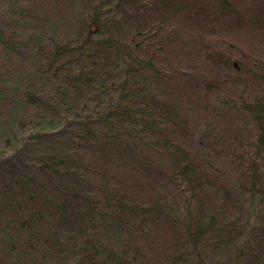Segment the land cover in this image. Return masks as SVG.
<instances>
[{"label": "trees", "instance_id": "trees-1", "mask_svg": "<svg viewBox=\"0 0 264 264\" xmlns=\"http://www.w3.org/2000/svg\"><path fill=\"white\" fill-rule=\"evenodd\" d=\"M217 4L0 0V264H264V63L221 108L202 54L256 17Z\"/></svg>", "mask_w": 264, "mask_h": 264}, {"label": "rangeland", "instance_id": "rangeland-1", "mask_svg": "<svg viewBox=\"0 0 264 264\" xmlns=\"http://www.w3.org/2000/svg\"><path fill=\"white\" fill-rule=\"evenodd\" d=\"M226 1L227 2L225 3V7L220 6L219 0H217L218 4L215 5L218 12L215 17L217 18L218 25L219 21L221 20L224 23H227L231 15L237 18L242 17L246 14L247 17L250 14H253V16L256 17V22L252 24L247 23V25L243 26L242 28H235V30L232 32H226V30L224 29L223 31H216L213 34L205 35L208 40L205 41L207 42L208 47L205 48V50L202 52V54L205 55L204 57L206 58V62L204 61L205 64L209 65L207 61V54L211 53L213 59L216 60L218 66L217 68H221L220 71H222V73L228 74L226 72L227 70H224L223 67H220L219 63H222L226 59V54H234V56H232L233 58H227L226 60L229 61L232 67L238 68H234V70L231 71L233 72V74L230 76L233 81H236H231L228 84L220 85L213 96L212 101L221 108L226 106V101L236 102V104L238 105L242 101H244L246 104H249L255 99L254 97L260 92V89L255 84L256 78L253 77V70L256 69L254 65L258 68L262 65V62L264 63V24L261 23L262 21H264L262 20L264 19V12L260 13V11L264 10V1L262 7H258L256 9L254 8L255 10H251V12L249 11L250 13L247 11V7H249L251 4L248 2L247 5V1L249 0ZM191 9L194 10L193 5L191 6ZM208 9L211 10L210 7H208ZM230 10L231 15L228 13V11ZM172 19L173 20H171V22H168L166 24V27L172 29V27L176 25L179 30L178 35L183 42L187 44H192L193 41H195L196 43H200V41H198V37L200 36V34L198 32V26L196 23H194L192 20L187 21L186 19H183L179 14H176V17H172ZM200 62H202V59ZM174 63L177 64L176 62ZM187 66L188 65H186V67ZM190 70L191 68L188 69V73L196 75L195 71ZM204 74L205 73H200L196 76L201 80V78H204ZM254 88H256V90ZM214 103L213 105L215 106ZM248 121L249 124L246 123L244 125V128L241 130L240 138H242L243 140L247 137V129L249 128L250 136L252 135L251 138L255 136V130L253 129V132L251 130V124L253 125V123L249 119ZM231 133L232 132H230V134ZM230 134L229 138H231Z\"/></svg>", "mask_w": 264, "mask_h": 264}]
</instances>
